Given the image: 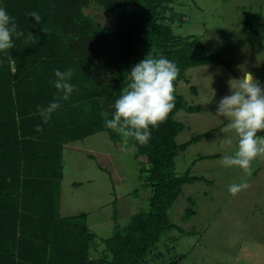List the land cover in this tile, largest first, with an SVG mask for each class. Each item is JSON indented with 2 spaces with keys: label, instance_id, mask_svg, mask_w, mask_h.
<instances>
[{
  "label": "trees",
  "instance_id": "obj_1",
  "mask_svg": "<svg viewBox=\"0 0 264 264\" xmlns=\"http://www.w3.org/2000/svg\"><path fill=\"white\" fill-rule=\"evenodd\" d=\"M176 2L1 0L24 35L14 38L12 49L0 53V264H178L179 259L170 256L173 248L164 241L167 233L179 228L169 211L184 185L205 179L190 176V171L178 175L176 159L211 132L177 142L185 129L177 113L200 111L178 88L193 67L219 65L231 70V64L223 52H209L199 37L175 33L168 19L179 16L172 13ZM93 4L114 18L120 33H111L86 14ZM32 10L40 14V24L27 15ZM259 19V14H251L244 29L252 30ZM148 52L166 56L180 70L175 108L168 118L151 129L147 144L127 140L135 158H145L139 163L145 186L151 188L150 207L122 227L115 215L114 234L100 242L89 228L87 213L60 215L64 150L102 132L116 143L126 142L105 127L102 113L112 112V103L128 83L127 71ZM67 67L73 69L77 88L45 123L36 107L57 96L50 83L53 72ZM189 211V216L195 213ZM177 239L167 237L170 242Z\"/></svg>",
  "mask_w": 264,
  "mask_h": 264
},
{
  "label": "rangeland",
  "instance_id": "obj_2",
  "mask_svg": "<svg viewBox=\"0 0 264 264\" xmlns=\"http://www.w3.org/2000/svg\"><path fill=\"white\" fill-rule=\"evenodd\" d=\"M172 10L179 15L168 19L175 33L199 37L211 53L223 52L231 70L219 65L193 67L178 88L200 111L177 113L176 119L185 124L177 142L184 144L211 132L176 159L178 175L190 171V176L205 180L183 186L169 211L179 228L167 233L164 241L173 248L170 256H176L178 264H264V154L253 160L250 174L223 167L218 138L231 135L230 149H234L236 137L213 115L216 102L229 92V78L241 74L238 65L243 64L264 84V0H177ZM86 14L111 33L121 32L114 18L98 5L93 4ZM251 14H259L260 19L252 22V30H245ZM140 161L133 146L114 142L106 132L68 145L63 156L61 217L87 213L89 228L99 241L110 238L116 216L117 224L126 226L135 214L150 207L151 188L145 186ZM242 179L249 187L233 197L227 186ZM188 210L195 213L189 216ZM171 236L178 239L170 242L167 237Z\"/></svg>",
  "mask_w": 264,
  "mask_h": 264
},
{
  "label": "clouds",
  "instance_id": "obj_3",
  "mask_svg": "<svg viewBox=\"0 0 264 264\" xmlns=\"http://www.w3.org/2000/svg\"><path fill=\"white\" fill-rule=\"evenodd\" d=\"M27 15L40 24L41 16L37 11L32 10ZM23 35L16 17L0 5V53L12 49L14 38ZM237 67L241 74L229 78V92L216 102L213 115L236 137L234 149H230L233 144L231 135L218 138V150L224 152L221 165L239 168L250 174L253 160L264 154V135L259 134L264 132V84L243 64ZM179 71L173 60L148 52L127 71L128 83L112 103V112L102 113L105 127L119 133L126 142L131 138L137 144H147L152 135L151 129L166 120L175 108ZM72 76L71 67L54 70L50 83L57 96L46 105L36 107V113L43 122L46 123L60 109L61 101L68 100L76 90ZM248 187L247 180L242 179L229 183L227 191L234 197Z\"/></svg>",
  "mask_w": 264,
  "mask_h": 264
},
{
  "label": "crops",
  "instance_id": "obj_4",
  "mask_svg": "<svg viewBox=\"0 0 264 264\" xmlns=\"http://www.w3.org/2000/svg\"><path fill=\"white\" fill-rule=\"evenodd\" d=\"M0 5H2L1 0H0ZM70 148H71V147H70Z\"/></svg>",
  "mask_w": 264,
  "mask_h": 264
}]
</instances>
